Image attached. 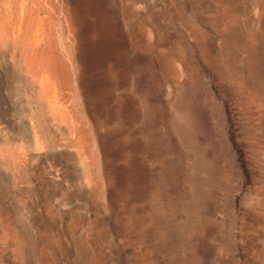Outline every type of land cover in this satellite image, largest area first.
Masks as SVG:
<instances>
[{
	"label": "rangeland",
	"instance_id": "obj_1",
	"mask_svg": "<svg viewBox=\"0 0 264 264\" xmlns=\"http://www.w3.org/2000/svg\"><path fill=\"white\" fill-rule=\"evenodd\" d=\"M134 1L98 0L97 49L67 0L28 2L80 145L38 91L5 87L0 35V264H264V0ZM30 114L36 141L15 132Z\"/></svg>",
	"mask_w": 264,
	"mask_h": 264
},
{
	"label": "bare ground",
	"instance_id": "obj_2",
	"mask_svg": "<svg viewBox=\"0 0 264 264\" xmlns=\"http://www.w3.org/2000/svg\"><path fill=\"white\" fill-rule=\"evenodd\" d=\"M32 1V0H31ZM134 1V0H133ZM29 0H0V35L1 40L5 43L15 46L18 55L19 63L13 64L14 70L12 72L11 83L6 82V86H9L11 94L21 96L22 87L25 91H38L43 101L47 104L50 114L53 119L58 121L65 127V134L67 141H73L75 144L80 145L83 141L82 132L76 127L74 119L67 112L63 111L59 102L63 96V83L61 81L60 68L55 58V51L53 50L52 42L49 40V34L46 29V19L41 16V12H30L28 6ZM135 2V1H134ZM68 13L72 21L71 24L77 29L82 28L83 17H88L90 24L87 25L88 32L85 34L92 37V39H98V35L101 34V42L95 45V48H100V44L109 41L107 37L113 35L110 30L111 20L107 21L103 18L106 8L99 5L98 0H67ZM133 4V3H132ZM40 5V4H39ZM41 6V5H40ZM66 7V6H65ZM136 9V8H135ZM134 11V10H133ZM224 12V11H223ZM46 13V12H45ZM51 13V12H50ZM49 13V14H50ZM67 13V12H66ZM144 14V13H143ZM150 14V13H149ZM47 16V15H46ZM105 16V15H104ZM106 17V16H105ZM108 18V17H107ZM147 18V17H146ZM146 20V19H145ZM144 20V21H145ZM148 20V19H147ZM143 21V22H144ZM54 22V21H53ZM148 22H150L148 20ZM139 23V22H138ZM151 24V23H149ZM136 25V24H135ZM139 25V24H138ZM144 25V24H143ZM142 26V24H141ZM147 27V26H146ZM71 28V27H70ZM136 28V27H135ZM138 28V27H137ZM148 28V27H147ZM56 29V27H55ZM141 29V28H140ZM145 30V29H143ZM142 30V31H143ZM149 30V29H148ZM141 31V32H142ZM146 31V30H145ZM139 32V31H138ZM147 32V31H146ZM145 32V33H146ZM152 32V31H151ZM148 34V33H147ZM150 36V32L148 34ZM110 36V37H111ZM145 36V35H144ZM148 36V37H149ZM54 37V36H53ZM152 37V36H151ZM147 40V39H146ZM81 41V40H80ZM86 42V41H85ZM89 42V41H87ZM95 42V40H94ZM111 42V41H110ZM114 43V41H113ZM107 44V43H106ZM3 45V44H2ZM6 45V44H5ZM110 46V45H108ZM107 46V47H108ZM13 47V46H12ZM55 47V46H54ZM102 47V46H101ZM105 47V46H104ZM14 48V49H15ZM76 48V47H75ZM109 48V47H108ZM94 49V48H93ZM102 49V48H101ZM8 50V49H6ZM77 50V49H76ZM99 50V49H98ZM109 50V49H108ZM11 51V50H10ZM78 51V50H77ZM96 51V50H94ZM100 51V50H99ZM97 52V51H96ZM103 53V51H100ZM3 53V52H2ZM79 53V52H78ZM95 53V52H94ZM4 54V53H3ZM99 54V53H98ZM105 54V53H104ZM57 55V54H56ZM77 55V54H76ZM87 55V54H86ZM82 56V55H81ZM106 56V55H105ZM108 56V55H107ZM100 57V56H98ZM97 57V58H98ZM1 58V57H0ZM99 59V58H98ZM93 60V59H92ZM15 62V61H13ZM71 64V63H70ZM108 69V68H107ZM99 70V69H98ZM102 70V69H101ZM121 70V69H120ZM10 71V70H9ZM5 73V72H4ZM24 74V76H22ZM9 77V76H8ZM4 78V77H3ZM75 78V77H74ZM2 80V79H1ZM6 80V79H5ZM1 84V83H0ZM4 84V83H3ZM1 86V85H0ZM125 88V87H124ZM5 89V88H4ZM3 89V90H4ZM114 89V88H112ZM24 90V89H23ZM87 90V89H86ZM109 90V89H108ZM107 90V91H108ZM66 92V91H65ZM64 92V93H65ZM1 93V92H0ZM30 93V92H29ZM0 95V113L2 112L3 97ZM24 96V94H23ZM22 96V97H23ZM39 98V97H38ZM7 99V98H6ZM35 100V99H34ZM5 101V100H4ZM21 101V100H19ZM85 101V100H84ZM36 102V101H35ZM79 102V101H78ZM27 103V102H26ZM32 103V102H31ZM41 103V102H40ZM70 103V102H69ZM64 104V103H63ZM79 104V103H78ZM83 104V103H82ZM16 105H18L16 103ZM29 108V102H28ZM40 105V104H39ZM75 105V104H74ZM25 106V105H23ZM64 106V105H63ZM62 106V107H63ZM26 107V106H25ZM15 108V107H14ZM68 108V107H67ZM72 108V106H71ZM115 108V107H114ZM42 109V108H41ZM40 109V110H41ZM27 110V109H26ZM48 110V111H49ZM29 111V109H28ZM27 112V111H26ZM36 112V111H35ZM83 112V111H82ZM88 112V111H87ZM24 113V112H23ZM8 114V113H7ZM93 114V113H92ZM6 115V114H5ZM117 115V114H116ZM49 116V115H48ZM79 116V115H78ZM31 117V118H29ZM25 120H23L15 130L16 133L22 135L26 140L29 138L36 141L39 136L34 130V135L29 128L28 120L33 121L31 114ZM37 117V116H36ZM41 117V116H40ZM97 117V116H95ZM10 118V117H9ZM7 117L6 119L9 120ZM48 118V117H47ZM5 119V118H4ZM35 120V119H34ZM37 120V119H36ZM13 121V120H12ZM99 121V120H98ZM146 121V120H145ZM10 122V121H8ZM57 123V122H56ZM145 123V122H144ZM9 124V123H8ZM32 124V122H31ZM53 124V123H52ZM59 124V125H60ZM82 124V123H81ZM12 126V124L10 123ZM51 125V124H50ZM54 125V124H53ZM78 125V124H77ZM10 126V127H11ZM37 126V125H36ZM9 127V126H8ZM32 127V126H31ZM62 127V126H61ZM63 127V128H64ZM2 128V127H1ZM0 128V129H1ZM51 128V127H50ZM134 129V128H133ZM48 131V130H47ZM52 132V131H51ZM92 133V132H91ZM63 134V135H65ZM62 135V136H63ZM127 135V134H126ZM125 135V136H126ZM41 136V134H40ZM109 136V135H108ZM124 136V135H123ZM43 137V136H42ZM14 138V137H13ZM20 138V137H19ZM59 138V137H58ZM96 138V137H95ZM2 139V138H1ZM24 140V139H22ZM94 140V139H93ZM13 141V140H12ZM39 141V140H38ZM37 141V142H38ZM14 142V141H13ZM65 142V141H64ZM7 143V142H6ZM35 143V142H34ZM33 144V143H32ZM37 144V143H36ZM69 145V144H68ZM95 145V144H94ZM5 146V145H4ZM33 146V145H32ZM74 146V145H73ZM35 147V146H34ZM44 147V146H43ZM75 147V146H74ZM83 147V146H82ZM11 148V147H10ZM32 149H35L31 147ZM42 148V147H41ZM31 149V150H32ZM38 149V148H36ZM39 150L40 149L39 146ZM62 150V149H61ZM148 151V150H147ZM63 152V151H62ZM61 152V153H62ZM69 152V151H68ZM67 152V153H68ZM77 152V151H76ZM8 155V150L4 148L1 154ZM46 153V152H45ZM84 153V152H83ZM98 153V152H97ZM2 154V155H3ZM59 154V153H58ZM70 154V153H69ZM48 155V154H47ZM76 155V154H75ZM73 155V156H75ZM79 160L82 159V152L78 149ZM87 155V154H86ZM12 156V155H10ZM58 156V155H57ZM60 156V155H59ZM64 156V155H63ZM9 157V155H8ZM17 158V157H16ZM61 158V157H60ZM20 160V159H19ZM66 160V159H65ZM78 160V162H79ZM63 161V160H62ZM82 161V160H81ZM15 162V161H14ZM88 162V161H87ZM77 163V162H75ZM11 164V163H9ZM82 164V163H81ZM13 165V164H11ZM61 165V163H60ZM76 165V164H75ZM85 165V164H84ZM83 167L85 168V166ZM15 166V165H14ZM94 166V165H93ZM71 167V166H70ZM61 168V167H60ZM66 168V166H65ZM98 169V168H97ZM70 170V169H69ZM82 170V169H81ZM88 170V169H86ZM68 171V170H67ZM74 171V170H73ZM84 171V170H83ZM64 172V171H62ZM66 172V171H65ZM71 172V171H70ZM85 172V171H84ZM65 174V173H64ZM85 179L89 178L88 172L85 173ZM63 175V174H62ZM83 175V174H82ZM70 176V175H65ZM67 179V177H66ZM81 180V179H80ZM71 181V180H69ZM72 182V181H71ZM70 182V183H71ZM78 185V183H77ZM89 185V184H87ZM84 186V185H83ZM69 188V187H68ZM80 188V187H79ZM77 189V188H76ZM75 189V190H76ZM69 191V190H68ZM67 193V192H66ZM79 193V192H78ZM77 193V196H79ZM84 194V193H81ZM68 195V194H66ZM67 200V199H66ZM68 201V200H67ZM76 206V205H75Z\"/></svg>",
	"mask_w": 264,
	"mask_h": 264
}]
</instances>
